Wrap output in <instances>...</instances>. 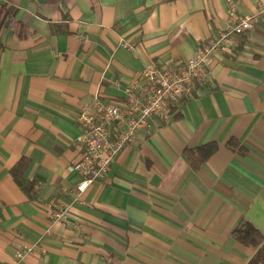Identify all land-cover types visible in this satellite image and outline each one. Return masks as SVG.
Returning a JSON list of instances; mask_svg holds the SVG:
<instances>
[{"label":"crops","instance_id":"0c3cea01","mask_svg":"<svg viewBox=\"0 0 264 264\" xmlns=\"http://www.w3.org/2000/svg\"><path fill=\"white\" fill-rule=\"evenodd\" d=\"M260 4L0 0L15 10L0 27V264H245L254 249L230 233L245 219L264 236V14L77 201L82 176L67 166L83 106L122 101L143 68L181 65L224 29L231 6L242 15ZM211 142L194 168L185 149ZM22 157L33 199L10 174Z\"/></svg>","mask_w":264,"mask_h":264},{"label":"built area","instance_id":"2783aa9c","mask_svg":"<svg viewBox=\"0 0 264 264\" xmlns=\"http://www.w3.org/2000/svg\"><path fill=\"white\" fill-rule=\"evenodd\" d=\"M260 14H264V4H260L256 12L242 15H238L231 6L226 27L198 45L181 65L147 66L140 71L139 78L124 86L122 101L103 102L96 98L92 105L83 106L76 116V123L81 129L77 139L80 153L67 166L69 172L82 176L73 192V200H79L91 182L106 175L119 153L135 141L137 132L151 118H166L173 108L191 98L195 88L207 82V68L212 57L234 46L238 36L258 22ZM122 46L129 47L126 43ZM62 214L63 210H60L55 216ZM33 247H26L15 257L21 258Z\"/></svg>","mask_w":264,"mask_h":264},{"label":"trees","instance_id":"16d2710c","mask_svg":"<svg viewBox=\"0 0 264 264\" xmlns=\"http://www.w3.org/2000/svg\"><path fill=\"white\" fill-rule=\"evenodd\" d=\"M12 7H1L0 10V27L6 24V16L11 14ZM233 140H229V144H233ZM216 147L214 142L199 146L195 149H185V155L189 163L197 168L202 162L206 161L215 151ZM29 165V160L22 157L11 168L10 174L17 185L33 199L36 197L34 190V182L27 180L25 171ZM231 236L239 243L254 249L253 254L245 264H264V236L255 228L250 222L245 219L231 230Z\"/></svg>","mask_w":264,"mask_h":264}]
</instances>
